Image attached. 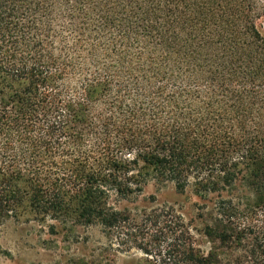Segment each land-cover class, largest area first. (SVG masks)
Here are the masks:
<instances>
[{
  "label": "trees",
  "instance_id": "16d2710c",
  "mask_svg": "<svg viewBox=\"0 0 264 264\" xmlns=\"http://www.w3.org/2000/svg\"><path fill=\"white\" fill-rule=\"evenodd\" d=\"M256 8L0 0V226L100 225L165 264H264ZM152 181L191 189L193 217L116 205Z\"/></svg>",
  "mask_w": 264,
  "mask_h": 264
},
{
  "label": "rangeland",
  "instance_id": "374dc122",
  "mask_svg": "<svg viewBox=\"0 0 264 264\" xmlns=\"http://www.w3.org/2000/svg\"><path fill=\"white\" fill-rule=\"evenodd\" d=\"M256 25L264 36V0H255ZM201 202L191 189L184 193L174 183L150 182L142 195L120 200L116 205L141 214L164 205L174 206L186 219ZM51 224L56 232H51ZM0 264H165L137 247L120 249L100 225L60 224L54 221L9 220L0 226Z\"/></svg>",
  "mask_w": 264,
  "mask_h": 264
}]
</instances>
